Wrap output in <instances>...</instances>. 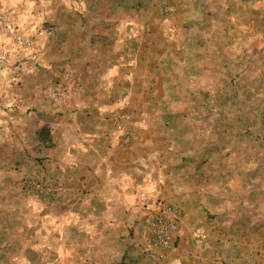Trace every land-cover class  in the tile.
Segmentation results:
<instances>
[{
	"label": "rangeland",
	"instance_id": "374dc122",
	"mask_svg": "<svg viewBox=\"0 0 264 264\" xmlns=\"http://www.w3.org/2000/svg\"><path fill=\"white\" fill-rule=\"evenodd\" d=\"M0 264H264V0H0Z\"/></svg>",
	"mask_w": 264,
	"mask_h": 264
}]
</instances>
